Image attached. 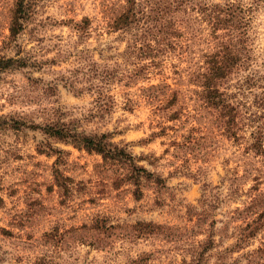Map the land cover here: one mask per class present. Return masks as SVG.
Returning a JSON list of instances; mask_svg holds the SVG:
<instances>
[{"label": "rangeland", "instance_id": "1", "mask_svg": "<svg viewBox=\"0 0 264 264\" xmlns=\"http://www.w3.org/2000/svg\"><path fill=\"white\" fill-rule=\"evenodd\" d=\"M15 1L0 0V264H253L264 216L253 237L238 238L264 211V151L252 147L261 134L264 148V0H230L247 21L240 61L220 84L239 109L236 136L202 85L216 39L201 8L227 0L186 1L180 34L143 59L125 52L132 31L109 27L124 0H26L28 19L11 39ZM16 54L35 65L9 68ZM77 66L111 76L94 79L114 95L110 111L96 110L95 92L64 86ZM59 116L112 133L146 170L140 196L129 162L40 129Z\"/></svg>", "mask_w": 264, "mask_h": 264}, {"label": "trees", "instance_id": "2", "mask_svg": "<svg viewBox=\"0 0 264 264\" xmlns=\"http://www.w3.org/2000/svg\"><path fill=\"white\" fill-rule=\"evenodd\" d=\"M189 0H124L125 4L122 10L112 18L109 22V27L113 31H122L124 33L131 32V37L127 40L126 54L130 57L138 59L154 58L155 54L162 50L164 46L171 43V37L180 34V29L177 27L176 12L181 11V6ZM201 11L204 13L210 23L211 32L215 37L214 50L208 57L206 71L202 73V85L207 102L217 108L223 117H226V124L232 134L236 136L238 129L239 109L228 99V95L224 90H221L220 84L230 72L231 67L240 61V51L242 43L247 39L245 30L242 28L246 25L245 9L235 2L227 0L224 4L214 3L211 5L202 6ZM30 10L26 0H16L13 10L9 36L15 39L21 30L24 28L25 21L28 19ZM88 19L83 18L80 22L75 23L77 29L81 30L88 24ZM239 27H242L239 31ZM218 29H226L223 34L217 33ZM11 56L9 60V68H24L35 65L27 56ZM2 61V60H1ZM9 61V62H8ZM155 63V62H154ZM7 65V64H5ZM3 67H6V66ZM145 66L137 65L134 71L127 77L140 75ZM84 66H77L69 70L70 75L62 76L64 86L73 93L80 95L83 90L96 93L93 104L96 110L101 112L110 111L115 105L116 99L111 94L108 88L101 89L102 86L94 82L98 78L96 74H91L92 67L84 69ZM129 73V72H128ZM109 74L102 76L109 82L111 80ZM85 78L87 85L78 87L79 79ZM58 85V82L52 83L50 88ZM176 114L172 117H176ZM34 128V126H31ZM40 129L50 137L68 142L84 148L87 151L99 153L104 160H117L129 162L131 166V174L129 179L135 185L133 191L135 197H139L140 178L142 177L140 170L146 172L144 167L137 166L134 162V157L127 151L125 146H120L111 140L112 133H87L78 130V125L74 121H65L63 117L55 118ZM252 147L256 152H263V140L261 134L252 142ZM159 181V178H156ZM1 201V198H0ZM264 211H261L257 218L252 220V223L246 224V232H242L238 238V242L246 241L253 237L258 229L263 225ZM254 224V225H253ZM200 254V252H198ZM250 261L253 264H264V246H259L247 253ZM36 264H46L44 260ZM192 264H202V260L198 257L192 259Z\"/></svg>", "mask_w": 264, "mask_h": 264}]
</instances>
